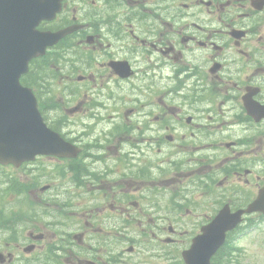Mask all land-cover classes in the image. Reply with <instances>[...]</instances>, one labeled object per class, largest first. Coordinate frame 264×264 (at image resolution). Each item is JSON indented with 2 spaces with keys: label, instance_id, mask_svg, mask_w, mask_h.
<instances>
[{
  "label": "flooded vegetation",
  "instance_id": "1",
  "mask_svg": "<svg viewBox=\"0 0 264 264\" xmlns=\"http://www.w3.org/2000/svg\"><path fill=\"white\" fill-rule=\"evenodd\" d=\"M42 1L36 29L64 33L31 61L33 90L78 152L18 167L0 264H184L210 218L195 225V196L264 188V0ZM53 159L64 183L40 186Z\"/></svg>",
  "mask_w": 264,
  "mask_h": 264
},
{
  "label": "water",
  "instance_id": "2",
  "mask_svg": "<svg viewBox=\"0 0 264 264\" xmlns=\"http://www.w3.org/2000/svg\"><path fill=\"white\" fill-rule=\"evenodd\" d=\"M43 12L36 0H0V163L3 164L18 166L38 154L64 157L76 152L45 125L32 92L19 83L28 61L43 53L61 35L49 37L34 30ZM262 204L256 200L246 211L261 210ZM240 213L230 215L222 210L183 252L185 262L210 264L211 256L224 241L225 231L233 227Z\"/></svg>",
  "mask_w": 264,
  "mask_h": 264
},
{
  "label": "rangeland",
  "instance_id": "3",
  "mask_svg": "<svg viewBox=\"0 0 264 264\" xmlns=\"http://www.w3.org/2000/svg\"><path fill=\"white\" fill-rule=\"evenodd\" d=\"M45 163H46L45 165L43 164V162L40 164L41 166L44 165L45 166L44 168L39 167L38 170H33V172L36 173V176H38L39 178L40 186L46 183L49 180V178H54L56 180V184L63 185L64 178H61L63 175V169L61 168L62 166L63 167L65 166V162L63 160L62 161L48 160ZM7 176H12L11 177L12 179L17 178L19 180L23 178V171H20L19 169H13L10 167L9 168L0 167V192L2 188L1 184L3 182V178ZM27 194H30V193L27 192ZM30 196L28 197L31 198ZM195 197H196V200H195V225H196L202 221V219L205 216V213L208 210L214 208L213 206L215 202H212L210 203V205H208L206 203V200H208L209 198L202 197V196L200 197L195 196ZM56 202L57 204L60 205L63 203V200L57 199ZM169 204H172V203L169 202ZM201 204L203 205L202 210L200 209ZM50 211L51 209L46 211L47 214L43 217V219H46ZM64 212L58 213L60 216L59 222H62L61 220H63L64 218ZM50 216H51V213H50ZM232 246L234 247L232 256H233V259L236 262H238V264H264V224L259 225L257 228H254L248 231L244 237L233 242Z\"/></svg>",
  "mask_w": 264,
  "mask_h": 264
},
{
  "label": "trees",
  "instance_id": "4",
  "mask_svg": "<svg viewBox=\"0 0 264 264\" xmlns=\"http://www.w3.org/2000/svg\"><path fill=\"white\" fill-rule=\"evenodd\" d=\"M230 252L227 251L226 247L222 248L214 257H213V264H224L223 262L226 259L227 254ZM220 262V263H219ZM222 262V263H221Z\"/></svg>",
  "mask_w": 264,
  "mask_h": 264
}]
</instances>
